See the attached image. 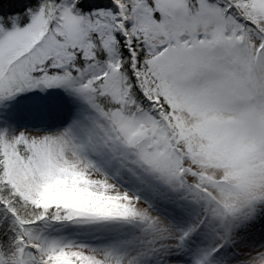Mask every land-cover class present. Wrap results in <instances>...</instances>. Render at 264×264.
<instances>
[{
	"label": "snow or ice",
	"instance_id": "snow-or-ice-1",
	"mask_svg": "<svg viewBox=\"0 0 264 264\" xmlns=\"http://www.w3.org/2000/svg\"><path fill=\"white\" fill-rule=\"evenodd\" d=\"M0 125V264H264V0L0 9Z\"/></svg>",
	"mask_w": 264,
	"mask_h": 264
},
{
	"label": "rangeland",
	"instance_id": "rangeland-1",
	"mask_svg": "<svg viewBox=\"0 0 264 264\" xmlns=\"http://www.w3.org/2000/svg\"><path fill=\"white\" fill-rule=\"evenodd\" d=\"M23 3H24V0H0V9H5L8 11L10 6L15 5L17 7H22ZM25 103L26 102L24 100H18L16 104L14 105V107L18 109H23ZM0 127H3V125H0Z\"/></svg>",
	"mask_w": 264,
	"mask_h": 264
},
{
	"label": "trees",
	"instance_id": "trees-1",
	"mask_svg": "<svg viewBox=\"0 0 264 264\" xmlns=\"http://www.w3.org/2000/svg\"><path fill=\"white\" fill-rule=\"evenodd\" d=\"M23 7V6H22ZM22 7H17L15 5L10 6V8L8 9L9 12H15V11H19L22 9Z\"/></svg>",
	"mask_w": 264,
	"mask_h": 264
}]
</instances>
